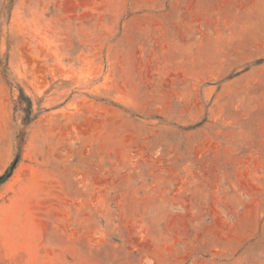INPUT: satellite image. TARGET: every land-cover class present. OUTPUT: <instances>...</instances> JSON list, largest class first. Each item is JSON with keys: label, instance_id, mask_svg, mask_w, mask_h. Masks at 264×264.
<instances>
[{"label": "rangeland", "instance_id": "rangeland-1", "mask_svg": "<svg viewBox=\"0 0 264 264\" xmlns=\"http://www.w3.org/2000/svg\"><path fill=\"white\" fill-rule=\"evenodd\" d=\"M0 264H264V0H0Z\"/></svg>", "mask_w": 264, "mask_h": 264}, {"label": "trees", "instance_id": "trees-1", "mask_svg": "<svg viewBox=\"0 0 264 264\" xmlns=\"http://www.w3.org/2000/svg\"><path fill=\"white\" fill-rule=\"evenodd\" d=\"M17 161L14 160V162L9 166V168L4 172L3 175L0 176V183H3L13 172L15 169Z\"/></svg>", "mask_w": 264, "mask_h": 264}]
</instances>
